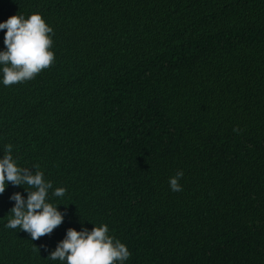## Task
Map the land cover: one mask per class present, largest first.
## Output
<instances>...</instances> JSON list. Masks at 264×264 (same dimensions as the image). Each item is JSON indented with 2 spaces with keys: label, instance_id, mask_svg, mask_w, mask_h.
<instances>
[{
  "label": "trees",
  "instance_id": "trees-1",
  "mask_svg": "<svg viewBox=\"0 0 264 264\" xmlns=\"http://www.w3.org/2000/svg\"><path fill=\"white\" fill-rule=\"evenodd\" d=\"M34 12L55 60L0 71V158L43 172L63 221L5 228L27 198L6 184L0 264H66L48 256L67 229L102 224L124 264H264V0H0V22Z\"/></svg>",
  "mask_w": 264,
  "mask_h": 264
},
{
  "label": "clouds",
  "instance_id": "clouds-1",
  "mask_svg": "<svg viewBox=\"0 0 264 264\" xmlns=\"http://www.w3.org/2000/svg\"><path fill=\"white\" fill-rule=\"evenodd\" d=\"M6 29L4 35L5 50H0L3 84L11 86L34 79L42 70L51 67L55 54L51 50L53 40L50 34L53 29L38 12L25 18L23 15H12L0 22V30ZM234 131H239L234 128ZM38 166H34L37 168ZM182 170L169 179V187L173 192L182 191L179 180ZM24 186L27 198L14 192L10 199L14 206L9 210L11 218L5 228L23 230L30 234L32 240L49 235L63 221V213L58 205L47 202L52 183L45 181L43 172L20 167L12 156V145L5 146L4 155L0 158V194L6 184ZM66 189L57 187L52 193L55 197H63ZM107 224L94 226L90 231L82 228H68L66 236L59 241L48 258L66 261V264H124L131 253L120 240L108 234Z\"/></svg>",
  "mask_w": 264,
  "mask_h": 264
}]
</instances>
